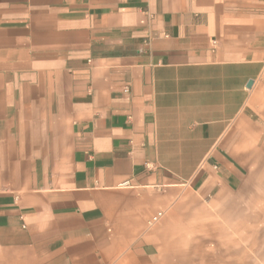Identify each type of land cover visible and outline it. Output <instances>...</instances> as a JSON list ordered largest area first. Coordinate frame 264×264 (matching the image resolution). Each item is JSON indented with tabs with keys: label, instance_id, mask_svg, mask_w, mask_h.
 <instances>
[{
	"label": "crops",
	"instance_id": "crops-1",
	"mask_svg": "<svg viewBox=\"0 0 264 264\" xmlns=\"http://www.w3.org/2000/svg\"><path fill=\"white\" fill-rule=\"evenodd\" d=\"M0 264H264V0H0Z\"/></svg>",
	"mask_w": 264,
	"mask_h": 264
},
{
	"label": "built area",
	"instance_id": "built-area-1",
	"mask_svg": "<svg viewBox=\"0 0 264 264\" xmlns=\"http://www.w3.org/2000/svg\"><path fill=\"white\" fill-rule=\"evenodd\" d=\"M125 92H127V88H125L124 90ZM162 216V212L158 211L156 212L154 215L151 216V218L148 220V224L151 225L152 223H155L159 220V218Z\"/></svg>",
	"mask_w": 264,
	"mask_h": 264
},
{
	"label": "water",
	"instance_id": "water-1",
	"mask_svg": "<svg viewBox=\"0 0 264 264\" xmlns=\"http://www.w3.org/2000/svg\"><path fill=\"white\" fill-rule=\"evenodd\" d=\"M250 84H251V81H249L247 85L249 86Z\"/></svg>",
	"mask_w": 264,
	"mask_h": 264
}]
</instances>
